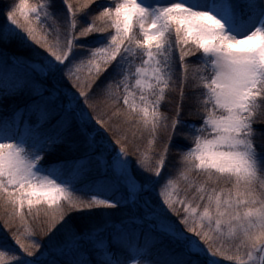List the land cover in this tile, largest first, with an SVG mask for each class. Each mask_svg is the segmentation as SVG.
<instances>
[{
    "label": "snow or ice",
    "instance_id": "obj_1",
    "mask_svg": "<svg viewBox=\"0 0 264 264\" xmlns=\"http://www.w3.org/2000/svg\"><path fill=\"white\" fill-rule=\"evenodd\" d=\"M0 16V264H264V0Z\"/></svg>",
    "mask_w": 264,
    "mask_h": 264
},
{
    "label": "trees",
    "instance_id": "obj_2",
    "mask_svg": "<svg viewBox=\"0 0 264 264\" xmlns=\"http://www.w3.org/2000/svg\"><path fill=\"white\" fill-rule=\"evenodd\" d=\"M56 2H57V6H58V7H62V5H63V0H56ZM101 2H103V0H94V5H95V4H99V3H101ZM73 3H76V0H73ZM1 18L4 19V17H2V16H1ZM4 21H5V20H4ZM190 58H191V57L188 58L189 61H191V62H193V63L196 62L195 59H192V60H191ZM166 107H168L167 103H165V105L163 106L162 110H163V111H168L169 108H168V110H166V109H165ZM186 118L191 119V117H186ZM261 121L263 122V124H261V127H260V128H263V127H264V120H261ZM175 157H176V153H175V151L173 150V152H172L171 155H170V163H175V162H176ZM130 158L134 159V157H130ZM168 171H172V169L169 168ZM2 227H3V225H2L1 220H0V229H2ZM224 262H225V261H222V264H225Z\"/></svg>",
    "mask_w": 264,
    "mask_h": 264
},
{
    "label": "rangeland",
    "instance_id": "obj_3",
    "mask_svg": "<svg viewBox=\"0 0 264 264\" xmlns=\"http://www.w3.org/2000/svg\"><path fill=\"white\" fill-rule=\"evenodd\" d=\"M4 22H5L4 19H2L1 16H0V24H2V23H4ZM197 55H198V54H197ZM190 59L192 60V59H195V58H194V57H191ZM165 109L168 110V107H166ZM261 124H263V122H262L260 119H258V121H257V123H256V125H255V127L258 128V129H260ZM263 128H264V127H263ZM259 145H260V140H259V138H258V146H259ZM174 151H175V150H174ZM2 211H3V209H0V212H2ZM1 223H2V225H3L2 220H1ZM224 263H225V264H228L227 261H225Z\"/></svg>",
    "mask_w": 264,
    "mask_h": 264
}]
</instances>
